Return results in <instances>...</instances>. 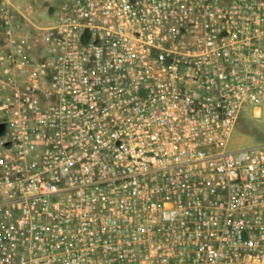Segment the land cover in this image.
I'll return each mask as SVG.
<instances>
[{
    "label": "built area",
    "instance_id": "2783aa9c",
    "mask_svg": "<svg viewBox=\"0 0 264 264\" xmlns=\"http://www.w3.org/2000/svg\"><path fill=\"white\" fill-rule=\"evenodd\" d=\"M13 9L0 264H264V142L229 149L264 110V0H64L35 33Z\"/></svg>",
    "mask_w": 264,
    "mask_h": 264
},
{
    "label": "rangeland",
    "instance_id": "374dc122",
    "mask_svg": "<svg viewBox=\"0 0 264 264\" xmlns=\"http://www.w3.org/2000/svg\"><path fill=\"white\" fill-rule=\"evenodd\" d=\"M64 0H42L45 5L50 7L53 12L59 7ZM264 142V110L261 108L259 117L255 118L244 115L239 125L231 135L229 149H241Z\"/></svg>",
    "mask_w": 264,
    "mask_h": 264
},
{
    "label": "crops",
    "instance_id": "0c3cea01",
    "mask_svg": "<svg viewBox=\"0 0 264 264\" xmlns=\"http://www.w3.org/2000/svg\"><path fill=\"white\" fill-rule=\"evenodd\" d=\"M6 1L16 8L13 9L16 11L12 10L11 13L13 24L25 26L30 33L37 32L36 28L46 23L53 14V10L47 7L46 2L44 3L42 0H0V5ZM28 5L33 7V11L26 14L23 9Z\"/></svg>",
    "mask_w": 264,
    "mask_h": 264
},
{
    "label": "water",
    "instance_id": "95a60500",
    "mask_svg": "<svg viewBox=\"0 0 264 264\" xmlns=\"http://www.w3.org/2000/svg\"><path fill=\"white\" fill-rule=\"evenodd\" d=\"M2 133V126H0V134Z\"/></svg>",
    "mask_w": 264,
    "mask_h": 264
}]
</instances>
